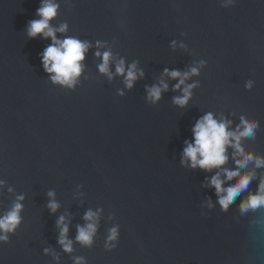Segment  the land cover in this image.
I'll return each mask as SVG.
<instances>
[{
    "label": "water",
    "instance_id": "1",
    "mask_svg": "<svg viewBox=\"0 0 264 264\" xmlns=\"http://www.w3.org/2000/svg\"><path fill=\"white\" fill-rule=\"evenodd\" d=\"M41 2L0 0V216L23 206L0 241V264H264V206L240 209L264 166L240 168L254 178L224 210L208 186L216 170L181 163L207 113L233 130L241 116L256 121L241 144L264 158V0H55L50 24L67 25L57 38L91 44L72 88L44 70L51 38L28 35ZM97 51L112 53L111 79L99 72ZM120 60L143 71L131 89L115 73ZM192 68L198 74L185 83L196 86L181 107L178 80L164 70ZM161 79L168 90L153 103L147 89ZM225 166H235L231 147ZM89 210L99 212L90 247L76 240ZM61 216L71 252L58 242Z\"/></svg>",
    "mask_w": 264,
    "mask_h": 264
},
{
    "label": "clouds",
    "instance_id": "2",
    "mask_svg": "<svg viewBox=\"0 0 264 264\" xmlns=\"http://www.w3.org/2000/svg\"><path fill=\"white\" fill-rule=\"evenodd\" d=\"M59 5L55 0H42L41 6L37 10L39 20L30 21L28 24V35L35 38L38 35L45 39L51 38L52 43L45 48L42 57V64L46 73L49 74L54 83L72 88L75 86L78 78L83 71V61L85 54L90 49L91 44L87 41H81L74 37H67L63 40L58 39L56 33H65L67 25L62 24L58 28L51 26L50 21L57 15ZM175 42H173V45ZM97 47L102 45L97 42ZM95 55L102 59L98 65V70L102 74L112 78L110 71V61L112 53L110 51H97ZM115 73L125 77V86L131 89L138 77H142L143 71L137 68L136 63H132L127 68L125 62L120 60L115 64ZM198 69L192 68L190 72L181 73L180 71L164 70V75L178 80L174 90H181L182 95L174 98V103L178 106H186L191 97V90L196 85H186V80L190 75H197ZM250 87V84L248 85ZM168 90V84L161 79L158 85L147 89L148 98L153 102L159 101L163 91ZM121 95L123 93H120ZM258 127L256 121L249 120L241 116V123L235 130L231 128V121L221 117L217 119L213 113H207L199 118L192 128V139L185 141L181 163L192 169L200 168L205 171L216 170L215 175L208 179V186L215 189L218 203L221 208L226 210L235 198L245 190L250 181L254 178V173H240V168L247 167L250 161L255 162L256 167L264 166V158L254 156L245 152L242 144V137H253L255 129ZM233 149V159L235 166L228 168L225 165L228 161V148ZM239 153V155H237ZM238 177L235 182L232 178ZM4 184L0 181V187ZM12 191V189H9ZM49 197L54 198V192L48 193ZM23 196L17 197L22 201ZM208 206L211 207L209 200ZM264 206V179L261 180L258 190L255 194H249L248 198L241 202V211H247L249 208L255 209ZM22 204L17 202L12 209L5 215L0 216V241H7V233L14 232L21 222L20 212ZM49 209L55 212L59 204L54 199L48 204ZM99 218V212L89 210L84 216L86 224L78 226L76 240L83 246H91L93 237L96 233V225ZM57 227L60 228V238L58 242L66 252L72 251V242L67 239L68 226L65 223V217L61 216L57 221ZM118 238V228L110 229L108 241H116ZM48 251L47 249L45 250ZM77 264H83L82 258H78Z\"/></svg>",
    "mask_w": 264,
    "mask_h": 264
}]
</instances>
